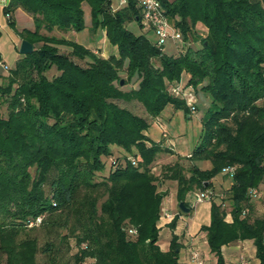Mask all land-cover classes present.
Segmentation results:
<instances>
[{"label": "trees", "instance_id": "trees-1", "mask_svg": "<svg viewBox=\"0 0 264 264\" xmlns=\"http://www.w3.org/2000/svg\"><path fill=\"white\" fill-rule=\"evenodd\" d=\"M84 2L91 8L92 28L102 29L116 49L105 58L75 39L50 33L85 28ZM159 2L183 39L200 35L197 27L206 31L199 46L188 42L187 48L182 41L183 50L169 54L145 32H130L126 20L145 26L136 0H124L117 9L109 0H10L4 5L8 24L33 45L6 75L0 65V256L7 264H38L37 237L26 233L37 217L40 225L65 228L62 238L72 236L78 246L73 263L57 264H83L87 258L96 264H178L177 235L171 233L166 251L157 242L166 194L158 185L173 180L175 198L189 211L187 193L212 188L211 178L226 165L235 169L231 185L222 200L210 199L208 224L200 225L208 251L214 264H225L220 246L249 238L257 264H264V214L253 216L254 196L247 194L260 186L264 199V0ZM18 6L32 14L34 28H17ZM72 55L87 57V65ZM53 67L57 73L49 77ZM183 72L187 84L199 85L211 104L192 150L177 156L188 165L179 159L164 164L157 179L151 164L159 153H173L172 147L162 136L149 140L147 119L113 99H136L150 116L167 104L189 113L166 83ZM121 79L135 86L123 89ZM114 148L119 152L111 156ZM201 161L209 166L200 167ZM175 219L167 222L171 229ZM42 250L51 251V243Z\"/></svg>", "mask_w": 264, "mask_h": 264}, {"label": "rangeland", "instance_id": "rangeland-1", "mask_svg": "<svg viewBox=\"0 0 264 264\" xmlns=\"http://www.w3.org/2000/svg\"><path fill=\"white\" fill-rule=\"evenodd\" d=\"M110 1V6L113 8H116L118 6H120L122 3H120V0H109ZM83 8L85 10V14H84V22L86 23L85 28L79 30L76 32V34H70L67 33V35L65 34L64 37L68 38V39H79L81 40L82 43H84L86 46L89 47H93L95 53H97L98 55L102 56L103 58H105L108 54L111 53H115L116 49L113 45H111L109 42H107V38L106 36L103 34V30L100 28H92V22H91V8L88 6V4L86 2L83 3ZM125 27L127 29L130 30V32L132 31L133 33H140V32H144V29L139 27V24L137 22V20H126L125 22ZM43 32H45V30H42ZM196 31H199L200 35L198 33H195V35L193 34H188L187 37L185 39L180 38V41H177V44H179L181 41H184V45L187 46V48L189 47L187 44L188 42H191V44H189L192 47H197L199 46V38L202 35H205V30L203 28H196ZM62 32V31H61ZM60 31H52L50 32L51 34H55L57 36H61L63 34H61ZM150 36L152 37L153 35L150 34ZM62 37V36H61ZM168 39H166L163 43V51L165 53H173L177 52V47H176V43L175 41L172 42L173 46H175L173 48V46H171L168 42ZM170 41V40H169ZM187 41V42H186ZM183 50V49H182ZM59 51L64 52V53H69V48L65 47V46H60ZM180 51V50H178ZM72 58L74 59V61H76V63L78 62L79 64H82L84 66L87 65V61L88 58H84V59H80V58H76L75 56L72 55ZM10 66H12V63L10 64ZM7 69L2 68V73L4 75L7 74ZM57 73V68L53 67L52 69H50L49 71H47V75L50 77L53 74ZM119 75L122 77H125V73L123 70L119 71ZM186 80V78H183V74L182 76L179 78V81L184 82ZM167 83V87L169 86L170 82L166 81ZM184 83H187L186 81ZM135 86V81H129L126 82L125 84H121V88L123 89H127L129 87H134ZM193 87V86H192ZM194 88V87H193ZM195 93H194V109H189V111H194L196 109V112L192 113L189 117H183L181 116V114H179V112L176 111V113H174V109L172 108V106L170 104L166 105L164 108H162V110H160L159 112V116H161V120L164 121L167 126L168 129L172 132V135L175 136L173 138H175V140H178V145L176 146L177 149L180 146V150L185 151L187 149L190 148V150L192 149V147L195 144V141L197 139V136L200 133V129H199V121H201V118L204 117L205 114H207L206 112V107H208L211 103L208 102L206 103L205 101H202L201 98V94L198 93L199 90H201V88L199 87V85L197 86V88H194ZM198 93V94H197ZM203 96V95H202ZM184 102L185 100L182 99ZM113 101L116 104H119V106L122 107H126L127 109H129V111H131L134 115H139L141 117H144L147 119L148 125L154 121H158L156 115L155 116H150L147 115L146 111H145V107L143 106L142 103H140L139 101H137L136 99H130V100H123V99H113ZM187 105V102H185ZM207 105V106H206ZM1 109L3 110V112H6V108H5V104H2ZM173 109V110H172ZM197 114H200L201 117H199ZM148 132L150 131V133L152 132V136L155 137L157 136L158 132H156L155 130L151 129L150 126L146 129ZM161 132L163 131V129H161ZM167 132V131H166ZM165 138L167 136H164ZM163 137V142L165 143V139ZM178 137V138H177ZM177 143V142H176ZM115 149V148H114ZM117 149V148H116ZM115 149V151L111 154V156L116 155L115 153L119 152ZM181 151V152H182ZM180 156V155H179ZM103 159H105V157L103 156ZM182 161V165L183 167L185 165H188L187 161L185 159L182 160V158H177L176 154L172 155L170 153H159L156 156L155 161L151 164V168H150V172H153L154 174H156L158 176L157 179H162L161 175H160V169L161 166L167 163H173L174 161L178 160ZM108 160H110V158H108ZM209 161H201L198 163V165L200 167H208ZM107 164V163H106ZM34 168V167H33ZM33 168H30L31 172H33ZM108 169V166H105V170ZM98 179L101 178V176L97 177ZM173 180H169V179H162V184L158 185L159 189L161 190H165L166 192L170 190V194L172 196L173 192H175V188L176 185L174 184V182H172ZM47 189V188H46ZM197 190V189H196ZM194 192V190H193ZM193 192L189 191L187 193L188 197H191L193 195ZM223 195L225 194V191H222ZM261 196H256L253 198V207H252V214L254 215H259V212H263L264 209V199H263V193L259 192ZM255 199V200H254ZM192 201V200H191ZM229 202L225 201V203H223V207L225 208V210H228L229 208ZM191 210V209H190ZM187 211V213L190 212ZM178 211V209H177ZM259 211V212H258ZM179 215L182 213V211L178 212ZM229 213V212H227ZM185 214V213H183ZM227 217V218H226ZM226 219H228V215H226ZM41 223L39 222L37 225H33L34 227L26 230V233H31L32 235H35L37 237V242H38V246L40 247L39 252L36 253V261L38 262V264H57L59 263H65V262H70L73 263V259L71 258L72 253L78 249V246L75 245V241H74V237L70 236V238L68 237V239H63L62 237L64 236V234L67 233V230L63 227H55V228H48L47 226L44 225H40ZM29 227V226H28ZM171 233V229L170 228H160L159 230V234H158V240H161L163 238H166L167 240L169 239V235ZM180 237V242L183 241V235H179ZM198 241H202V237H198L197 238ZM187 241V240H184ZM50 242L51 246H52V250L51 251H46L44 252L42 250V248L45 247L46 243ZM95 263V262H94ZM93 263V264H94ZM0 264H7L5 262L4 256H0ZM96 264V263H95Z\"/></svg>", "mask_w": 264, "mask_h": 264}, {"label": "crops", "instance_id": "crops-1", "mask_svg": "<svg viewBox=\"0 0 264 264\" xmlns=\"http://www.w3.org/2000/svg\"><path fill=\"white\" fill-rule=\"evenodd\" d=\"M10 2V0H0V54L2 55L1 58V67H5L7 70L8 68L12 67L15 63V61L20 58L21 53L18 51L19 44L21 43L22 39L20 35L16 32V29L12 27L11 25L8 24L7 20V14L4 11V5ZM15 20V25L19 30L23 28H34L33 24V19H32V14L27 12L26 10L22 9V7L18 6L14 10V16ZM141 28L144 29V32L151 38V40L156 39L155 34L152 32L151 28L148 26H142ZM56 31H60L57 30ZM61 32V31H60ZM63 32V34H62ZM61 36L67 35V33L70 34H76L75 30H68V31H62ZM150 34L153 36L151 37ZM77 42L83 44L86 46L84 43L81 42L79 39H75ZM171 46H173L171 41H167ZM89 49L94 50L93 47L86 46ZM175 46H173L174 48ZM12 63V66L10 64ZM183 78L189 77L187 73L183 72ZM198 93L201 94L202 101H205L208 103L209 99L208 96L205 94L204 91L199 90ZM197 93V94H198ZM203 95V96H202ZM168 105V104H167ZM172 108L174 109V113L179 112L181 116L183 117H189L192 116L191 114L196 112V109L194 111H190L189 113H185L181 108H176L170 104ZM207 106V105H206ZM172 109V110H173ZM199 117H201L200 114H197ZM158 121H154L148 125L150 126L151 129L155 130L158 132L157 136L153 137L152 132H148L146 130V134L148 135V139L150 140H157L161 137V129H164L167 131V137L165 139V144H168L170 147H172L173 153L172 155L178 156H185L189 153L190 148L182 151L180 150V146L177 149L178 140L173 137L172 132L168 129L167 124L161 120V116H159V113L156 115ZM147 127V128H148ZM199 127H200V121H199ZM178 138V137H177ZM177 142V143H176ZM192 150V149H191ZM182 151V152H181ZM211 184L212 188L215 189V191L221 193L222 191H226L230 185H231V177L227 175L224 172L217 173L215 176L211 178ZM174 182V181H172ZM175 184V182H174ZM166 190V189H165ZM164 190V191H165ZM176 192V188H175ZM175 192H173L172 196L170 194V190L166 192L164 197H162V206H161V211L164 210V212L172 213L173 217L177 216V219H175V224H174V229H171L170 227L167 226V222L170 220L169 218H165V216H162V220L160 223V228H170L171 233H174L178 237V241L180 240L179 235H183V241H179L181 244V247L178 250V264H191L190 259H189V249L191 247L197 248L199 253L202 255L203 258V263L204 264H214L215 262V257L209 253L208 248H207V241L205 240L204 236V231L200 230V225L201 224H208L209 218H210V212H209V204L210 200L206 201H200L194 206H192L191 199L186 195V198L188 199L191 210L189 213L182 212L180 215L177 211V206H178V200L175 198ZM261 192V191H260ZM261 196L260 193L257 195ZM255 200V199H254ZM259 212V211H258ZM185 213V214H183ZM264 214V209L263 212H259V215ZM229 216L228 219H230L231 215L230 213H227ZM227 218V217H226ZM172 219V218H171ZM170 233V235H171ZM169 235V238H170ZM202 237V241H198L197 238ZM187 240V241H184ZM157 242L160 246L161 250H167L169 247V239L167 240L166 238H163L161 240H158ZM254 242L253 239H238L237 241H231L226 244H223V246H220V251L223 255L224 262L225 264H238L239 259L244 258L248 264H257L258 260L257 257L255 256L254 252Z\"/></svg>", "mask_w": 264, "mask_h": 264}, {"label": "built area", "instance_id": "built-area-1", "mask_svg": "<svg viewBox=\"0 0 264 264\" xmlns=\"http://www.w3.org/2000/svg\"><path fill=\"white\" fill-rule=\"evenodd\" d=\"M138 6H140V17L143 21L145 26H148L151 28L152 32L155 34L156 39H154L155 45L158 47H162L163 43L166 39L174 42L178 50H182V46L177 44V41H180L182 38L181 32H179L175 27H172V24L166 19L164 15V7L160 4L159 0H136ZM120 3L124 2V0H120ZM144 26V27H145ZM163 48V47H162ZM185 82V81H184ZM179 80L172 81L168 88L172 95L176 98H182L187 102V105L189 106V109H194V88L191 84L184 83ZM162 138L164 136H167L166 130L163 129L161 132ZM132 159V158H131ZM264 163V158L262 160ZM221 171L229 175V177L234 175V166L232 165H226L221 168ZM260 186H253L250 187L247 191L248 196H254L256 197L260 192ZM212 197H217L222 200L223 193H219L215 191V189L208 187L207 189H198L193 192V195L189 197L192 201V206L194 204L203 201V200H210ZM223 205V203H222ZM244 212V211H243ZM162 216H165V218L171 219L173 217L172 213L164 212L162 210L160 212ZM42 219L40 217H37L36 220H31L29 222V226L33 224H38ZM128 232L135 234L136 229L134 227L127 228ZM190 263L191 264H204L202 255L199 253L197 248L191 247L188 252ZM95 262L94 258H87L83 264H93ZM238 264H248L247 261L244 258L239 259Z\"/></svg>", "mask_w": 264, "mask_h": 264}, {"label": "water", "instance_id": "water-1", "mask_svg": "<svg viewBox=\"0 0 264 264\" xmlns=\"http://www.w3.org/2000/svg\"><path fill=\"white\" fill-rule=\"evenodd\" d=\"M33 50V45L32 42L29 41L28 39H22L21 43L19 44L18 47V51L22 54H27V53H31V51ZM123 82V79H121L119 81V83L121 84ZM178 209L181 210L182 212H187L188 211V207L185 206V204L183 203L182 200H180V202H178ZM263 242H264V235H263Z\"/></svg>", "mask_w": 264, "mask_h": 264}]
</instances>
